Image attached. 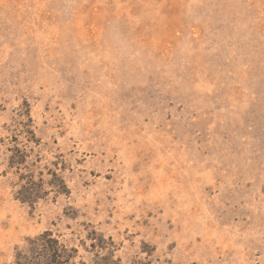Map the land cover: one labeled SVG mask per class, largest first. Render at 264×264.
<instances>
[{
	"label": "rangeland",
	"instance_id": "obj_1",
	"mask_svg": "<svg viewBox=\"0 0 264 264\" xmlns=\"http://www.w3.org/2000/svg\"><path fill=\"white\" fill-rule=\"evenodd\" d=\"M0 139V264H264V0H0Z\"/></svg>",
	"mask_w": 264,
	"mask_h": 264
},
{
	"label": "trees",
	"instance_id": "obj_2",
	"mask_svg": "<svg viewBox=\"0 0 264 264\" xmlns=\"http://www.w3.org/2000/svg\"><path fill=\"white\" fill-rule=\"evenodd\" d=\"M25 115L26 117L20 122L22 129L13 136L11 147L6 148L8 152L7 168L12 171L15 177L13 185L16 188V199L34 205L49 194L46 186H49L51 191L56 193L67 194L68 191L67 185L59 172L47 169L50 179L45 181L44 171H40L37 167L38 162L41 161L40 157L30 160L32 150H27L26 145L19 138L23 135L28 143L33 142L36 145L39 144V139H37L33 129L32 118L27 113ZM2 141L0 139V144ZM33 246H35L34 251L36 253L34 259H44L43 264H70L73 259V256L68 254V249L53 237L51 231L42 233L36 238Z\"/></svg>",
	"mask_w": 264,
	"mask_h": 264
}]
</instances>
